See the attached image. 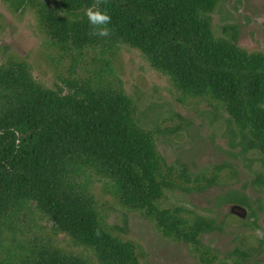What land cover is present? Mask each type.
<instances>
[{
  "label": "trees",
  "instance_id": "1",
  "mask_svg": "<svg viewBox=\"0 0 264 264\" xmlns=\"http://www.w3.org/2000/svg\"><path fill=\"white\" fill-rule=\"evenodd\" d=\"M4 1L16 10L36 7L53 43L76 51L73 67L85 49L97 46L104 55L126 44L168 75L184 98L215 99L228 115L230 153L255 154L262 169L253 183L264 192V53L241 48L236 32L230 38L215 36L211 13L218 0H100L98 6L112 17V35L104 38L89 36L84 15L97 0ZM108 70L106 61L103 71ZM66 83L68 91L47 88L26 62L0 64V264H91L82 255L38 241L17 242L20 252H13L5 244V230H16V220L32 205L56 232L92 249L100 264H143L136 245L114 235L100 215L89 191L92 173L107 180L108 191L123 205L154 219L165 236L192 245L203 262L213 261L202 238L222 229L216 218L159 203L165 190L201 191L219 183L232 163L216 165L211 177H195L193 186L184 167L180 177L187 185L178 186L172 167L164 171L154 132L139 123L134 99L101 76ZM216 201L218 207H248L256 216L245 186L226 190ZM258 208L264 211V205ZM261 249L237 246L229 252V264H260L254 256Z\"/></svg>",
  "mask_w": 264,
  "mask_h": 264
},
{
  "label": "rangeland",
  "instance_id": "2",
  "mask_svg": "<svg viewBox=\"0 0 264 264\" xmlns=\"http://www.w3.org/2000/svg\"><path fill=\"white\" fill-rule=\"evenodd\" d=\"M257 17L264 21V0H218L211 13L213 32L223 38H230L236 32L241 48L264 53V22L257 23ZM75 55V50L65 52L53 43L36 7L16 10L0 0V64L26 62L33 77L47 88L61 87L68 91L69 79L96 80L100 76L114 88H122L137 105L139 123L154 132L164 171L172 167V178L178 186L187 185L180 177L184 167L190 171L189 185L193 186L195 177H211L216 165L232 163L231 168L222 171L219 183L201 191L168 189L159 203L160 207L181 205L191 210V215L216 218L222 229L202 238L212 250L209 256L214 259L210 263L203 262L192 245L165 236L156 221L142 211L123 205L108 191L110 184L105 178L91 174L89 191L100 215L114 235L136 245L141 263L229 264L232 262L229 252L239 246L241 249L261 247L260 253L255 251L254 258L264 264V211L258 208L259 204L264 205V192L253 183L262 167L253 153L246 156L230 153L234 149L229 146L225 132L227 112L209 97L184 98L170 77L153 68L137 48L121 44L104 55L97 46L88 48L73 67ZM106 61L110 70L104 72ZM199 184L202 186L205 181ZM243 186L253 201L256 216H250L252 209L245 206L235 209H232L234 204L216 206L218 195ZM16 223V230H5L4 239L13 252H20L17 242L30 245L38 241L66 253L82 255L91 264H100L92 249L78 246L65 233L56 232L53 222L34 205L25 209ZM4 253L7 254L5 250Z\"/></svg>",
  "mask_w": 264,
  "mask_h": 264
},
{
  "label": "clouds",
  "instance_id": "3",
  "mask_svg": "<svg viewBox=\"0 0 264 264\" xmlns=\"http://www.w3.org/2000/svg\"><path fill=\"white\" fill-rule=\"evenodd\" d=\"M100 0L97 3L88 7L85 10V17L87 18L88 24L90 26L89 36H94L97 38L109 37L112 35V30L109 25L112 22V17L106 9H102L98 6ZM257 23L264 22L260 17L256 18Z\"/></svg>",
  "mask_w": 264,
  "mask_h": 264
},
{
  "label": "water",
  "instance_id": "4",
  "mask_svg": "<svg viewBox=\"0 0 264 264\" xmlns=\"http://www.w3.org/2000/svg\"><path fill=\"white\" fill-rule=\"evenodd\" d=\"M239 207H241V206H239V205H234V206L232 207V209L239 208ZM241 208H242V207H241Z\"/></svg>",
  "mask_w": 264,
  "mask_h": 264
}]
</instances>
